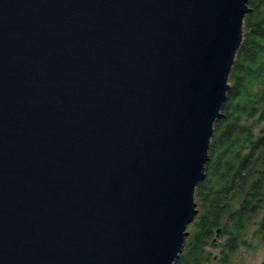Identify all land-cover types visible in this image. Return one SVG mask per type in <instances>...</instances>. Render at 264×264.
Returning <instances> with one entry per match:
<instances>
[{
	"label": "water",
	"instance_id": "95a60500",
	"mask_svg": "<svg viewBox=\"0 0 264 264\" xmlns=\"http://www.w3.org/2000/svg\"><path fill=\"white\" fill-rule=\"evenodd\" d=\"M247 0H0V264H173Z\"/></svg>",
	"mask_w": 264,
	"mask_h": 264
},
{
	"label": "trees",
	"instance_id": "16d2710c",
	"mask_svg": "<svg viewBox=\"0 0 264 264\" xmlns=\"http://www.w3.org/2000/svg\"><path fill=\"white\" fill-rule=\"evenodd\" d=\"M246 6L247 34L230 70L221 118L213 123L203 180L194 191L200 220L173 264H208L205 249L215 246V235L226 238L219 264H228L244 224L264 207V15L259 16V3L247 0ZM230 196L239 198L235 208L227 204ZM258 229L264 242V213Z\"/></svg>",
	"mask_w": 264,
	"mask_h": 264
},
{
	"label": "rangeland",
	"instance_id": "374dc122",
	"mask_svg": "<svg viewBox=\"0 0 264 264\" xmlns=\"http://www.w3.org/2000/svg\"><path fill=\"white\" fill-rule=\"evenodd\" d=\"M254 4L258 5L259 9V16L264 15V0H252ZM243 33V39L244 35L247 34L245 30L242 29ZM241 39V43L242 40ZM237 52V51H236ZM229 86V83H228ZM230 87V86H229ZM251 122L247 123L250 124ZM258 128L255 126L254 131H256ZM237 196V195H236ZM233 196H230L228 199V203L232 204V207H236L239 205V198H236ZM193 203H194V197H193ZM195 205V211L196 214L193 216L192 221L190 224H188L185 227V232L187 233V237L184 238L183 245L185 246V243H188L191 239V236L195 232V228L197 227V224L199 223V213L201 211L200 206ZM264 213V207L261 210H258L254 215H252L250 221L246 222L243 227V232L239 236V245L230 253L229 256V262L228 264H260L262 260H264V242L262 241V235L260 229H258L259 221L262 220ZM225 218V217H224ZM224 218L221 220V224L225 222ZM216 236V235H215ZM213 236V244L214 247H207L205 251L209 254L210 262L208 264H219L220 261V250H222L225 242V237L221 235V238H216ZM184 246L182 250L184 249ZM180 251V253L182 252ZM179 253V254H180ZM178 254V255H179Z\"/></svg>",
	"mask_w": 264,
	"mask_h": 264
},
{
	"label": "flooded vegetation",
	"instance_id": "af4514ba",
	"mask_svg": "<svg viewBox=\"0 0 264 264\" xmlns=\"http://www.w3.org/2000/svg\"><path fill=\"white\" fill-rule=\"evenodd\" d=\"M218 238H221V235H220V237H218ZM220 255H221V250H220Z\"/></svg>",
	"mask_w": 264,
	"mask_h": 264
}]
</instances>
